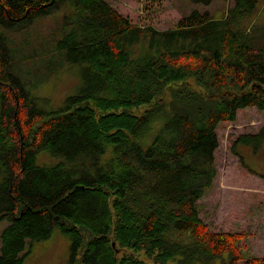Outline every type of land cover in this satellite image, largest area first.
I'll list each match as a JSON object with an SVG mask.
<instances>
[{"label":"trees","instance_id":"16d2710c","mask_svg":"<svg viewBox=\"0 0 264 264\" xmlns=\"http://www.w3.org/2000/svg\"><path fill=\"white\" fill-rule=\"evenodd\" d=\"M260 2L159 29L108 0H0V222L11 220L0 264H24L27 242L57 228L72 241L69 264H264L243 252L245 234L210 231L199 210L218 175L219 124L264 108V47L248 23ZM67 3L72 27L58 47L86 64L84 84L48 110L14 72L4 30Z\"/></svg>","mask_w":264,"mask_h":264},{"label":"rangeland","instance_id":"374dc122","mask_svg":"<svg viewBox=\"0 0 264 264\" xmlns=\"http://www.w3.org/2000/svg\"><path fill=\"white\" fill-rule=\"evenodd\" d=\"M108 1L135 23L168 29L194 10L221 14L234 0H213L211 4L194 0ZM73 11L74 7L67 3L53 14L37 18L22 31L4 30L14 72L24 82L29 95L48 110L62 107L83 88L86 64L69 61L66 50L58 47L60 39L72 27L66 25V20ZM248 23L253 25L255 44L264 47V0ZM263 127L264 108L257 106L240 109L235 121L219 124L218 175L199 201L200 216L210 231L245 234L238 244L247 257H264V134L260 144L239 141L236 144L239 153L235 142L241 135L259 133ZM39 163H44L43 157ZM10 222L9 218L0 222V253L2 233ZM130 253L153 263L143 252L117 246L118 257ZM22 255L24 264H69L72 241L57 228L49 238L29 240Z\"/></svg>","mask_w":264,"mask_h":264}]
</instances>
